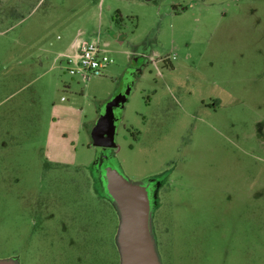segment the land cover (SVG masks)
I'll return each mask as SVG.
<instances>
[{"label": "rangeland", "instance_id": "374dc122", "mask_svg": "<svg viewBox=\"0 0 264 264\" xmlns=\"http://www.w3.org/2000/svg\"><path fill=\"white\" fill-rule=\"evenodd\" d=\"M79 41L106 51L101 76L67 73ZM104 159L173 185L167 264H264V0H0V261L74 262L71 212L103 194Z\"/></svg>", "mask_w": 264, "mask_h": 264}, {"label": "water", "instance_id": "95a60500", "mask_svg": "<svg viewBox=\"0 0 264 264\" xmlns=\"http://www.w3.org/2000/svg\"><path fill=\"white\" fill-rule=\"evenodd\" d=\"M148 1V0H147ZM121 103L109 108L95 123L93 144L112 148ZM105 189L120 217L117 241L122 264H159L154 252L148 223L149 200L145 185L128 181L107 159L103 160ZM0 264H15L11 260Z\"/></svg>", "mask_w": 264, "mask_h": 264}, {"label": "trees", "instance_id": "16d2710c", "mask_svg": "<svg viewBox=\"0 0 264 264\" xmlns=\"http://www.w3.org/2000/svg\"><path fill=\"white\" fill-rule=\"evenodd\" d=\"M72 212V220L76 221L78 225L83 224L84 226L79 232H75L74 227L73 233L70 235L74 236V240L83 242L78 247L88 248V264H119L117 234L120 217L105 187L102 195L90 194L88 191V201L76 203ZM77 213L84 214V217L76 216ZM46 218L50 220V216L46 215ZM36 225L37 223H34L35 230ZM67 226L68 228L71 227L70 225ZM68 228L62 226L63 231L68 230ZM103 249H109L112 253L97 252Z\"/></svg>", "mask_w": 264, "mask_h": 264}, {"label": "flooded vegetation", "instance_id": "af4514ba", "mask_svg": "<svg viewBox=\"0 0 264 264\" xmlns=\"http://www.w3.org/2000/svg\"><path fill=\"white\" fill-rule=\"evenodd\" d=\"M208 108L212 109L214 107L208 105ZM212 111L215 112V109H212ZM189 174H184L183 177H189ZM199 178L196 180L198 183ZM168 179L165 178V176H161L160 178H153V179H148L145 182H140L139 184L145 185L148 193V200H149V211H148V223H149V230H150V235H151V241L153 245L154 252L157 256V260L159 264H167L165 259H164V251L167 252L168 254H172L173 252L176 251L174 249V243L176 240H174V236H158V231H159V223L162 221V216L160 215L161 210H160V205H161V194L165 191H169L171 189V186L168 184ZM185 187H189V189L192 188V185H186ZM170 223V222H169ZM170 225V224H169ZM165 233H169L168 229L165 227ZM187 241V239H186ZM69 242L74 244L75 248L74 250H69V256L72 258H75L74 262H70L68 264H88V248L84 247H78L79 244L83 242H78L76 239L74 240V236H69ZM73 249V248H72ZM97 252L103 253V254H109L112 253L111 250L109 249H103V250H98ZM119 252V264H122V259H121V253H120V248L118 249ZM161 254H162V259H161ZM59 264V263H58ZM64 264V263H63Z\"/></svg>", "mask_w": 264, "mask_h": 264}, {"label": "built area", "instance_id": "2783aa9c", "mask_svg": "<svg viewBox=\"0 0 264 264\" xmlns=\"http://www.w3.org/2000/svg\"><path fill=\"white\" fill-rule=\"evenodd\" d=\"M72 54L64 55L66 71L71 77L87 80L99 77L109 64L106 51L97 42L79 41Z\"/></svg>", "mask_w": 264, "mask_h": 264}]
</instances>
